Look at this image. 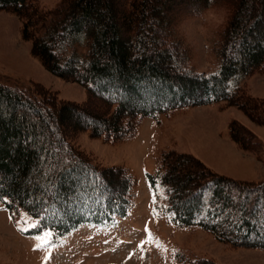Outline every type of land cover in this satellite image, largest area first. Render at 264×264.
<instances>
[{"label": "trees", "instance_id": "16d2710c", "mask_svg": "<svg viewBox=\"0 0 264 264\" xmlns=\"http://www.w3.org/2000/svg\"><path fill=\"white\" fill-rule=\"evenodd\" d=\"M173 1L62 0L47 9L41 0H0V11L20 17L31 55L82 85L91 100L83 107L38 83L26 91L0 85V201L12 218L24 212L38 222L28 235L64 237L84 225L113 224L131 210L136 181L129 169L97 164L71 142V133L126 142L146 118L215 103L237 107L264 126V100L241 85L264 74V2L179 0L175 9ZM210 8L225 9L227 18L215 39L218 69L204 74L192 65L174 12H186L184 20ZM92 101L101 104L96 111L89 109ZM75 115L82 123H70ZM241 135L230 127L241 149L259 143ZM159 163L147 179L154 192L157 186L164 191L175 226L200 229L233 248L264 249V182L218 175L174 150L162 153ZM176 259L215 264L185 254Z\"/></svg>", "mask_w": 264, "mask_h": 264}, {"label": "rangeland", "instance_id": "374dc122", "mask_svg": "<svg viewBox=\"0 0 264 264\" xmlns=\"http://www.w3.org/2000/svg\"><path fill=\"white\" fill-rule=\"evenodd\" d=\"M61 1L41 0V4L53 9ZM173 6L179 8V0L173 1ZM174 14H179L178 32L192 50L193 67L200 73H215L219 65L215 39L226 21V10L210 8L184 20L180 15L186 12ZM121 22L117 14L116 24ZM21 27L16 13L0 11V85L26 91L38 83L66 102L86 106L91 101L86 89L58 77L35 59L31 42L22 38ZM118 38L123 40L122 33ZM241 85L264 100V74H255ZM92 105L89 109L94 111L101 106L97 101ZM82 120L75 115L70 123ZM232 125L241 130L242 137L253 136L260 144L241 149L229 137ZM70 138L97 164L126 167L132 173L136 186L128 216L105 226L84 225L64 237L51 231L28 235L38 222L24 212L12 218L0 201V264H179L176 258L182 254L215 264H264V249L233 248L200 229L175 226L165 212L164 191L157 186L154 192L147 179V174L158 172L162 153L174 150L197 159L218 175L241 182H264V126L244 111L225 103L175 110L144 119L137 134L121 143L85 131L71 133Z\"/></svg>", "mask_w": 264, "mask_h": 264}, {"label": "snow or ice", "instance_id": "6c2138e0", "mask_svg": "<svg viewBox=\"0 0 264 264\" xmlns=\"http://www.w3.org/2000/svg\"><path fill=\"white\" fill-rule=\"evenodd\" d=\"M26 229L22 228L21 231H25ZM37 239H39V237H37Z\"/></svg>", "mask_w": 264, "mask_h": 264}]
</instances>
